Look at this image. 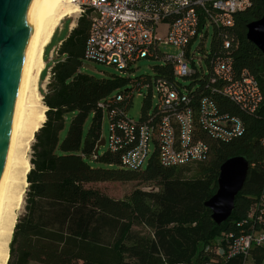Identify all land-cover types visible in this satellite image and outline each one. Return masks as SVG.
<instances>
[{
  "label": "trees",
  "instance_id": "1",
  "mask_svg": "<svg viewBox=\"0 0 264 264\" xmlns=\"http://www.w3.org/2000/svg\"><path fill=\"white\" fill-rule=\"evenodd\" d=\"M250 1L249 8L235 14L232 27L213 29L207 57H231L236 75L249 71L264 93V55L246 37L247 26L264 16V0ZM89 30V18L81 17L60 46L63 59L51 69L47 92L42 91L45 122L34 136L24 213L7 264H246L248 258L264 264V246L254 247L248 258H221L206 250L246 230L237 225L264 198V101L256 114H248L213 95L221 113L242 119L245 133L229 143L202 135L211 146L206 163L165 168L154 155L145 169L128 170L120 154L108 150L100 155L97 147L107 120L99 104L122 93L129 79L81 72ZM225 36L235 39L230 49L223 45ZM189 89L196 101L211 94L198 77ZM150 107L144 100L143 116ZM236 156L249 161V174L231 217L218 226L205 203L218 190L221 166ZM111 182L155 184L158 190L137 189L115 200L92 187Z\"/></svg>",
  "mask_w": 264,
  "mask_h": 264
},
{
  "label": "built area",
  "instance_id": "2",
  "mask_svg": "<svg viewBox=\"0 0 264 264\" xmlns=\"http://www.w3.org/2000/svg\"><path fill=\"white\" fill-rule=\"evenodd\" d=\"M251 6L250 0H80L79 18L90 20L84 60L113 67L129 79V89L99 104L106 113L109 152L121 155V165L145 169L157 155L165 168L206 163L211 146L202 138L229 143L245 133L239 117L221 113L213 95H220L248 114H256L264 93L256 77L245 70L238 77L231 57H207V71L190 67V49L210 29L234 25L235 14ZM204 20V23L202 21ZM201 36V37H202ZM235 39L223 38L230 49ZM174 47L176 56L161 47ZM145 59L163 61L154 76L131 77L133 66ZM171 70L170 74L164 71ZM163 72V74L161 73ZM157 73H160L157 74ZM205 79L210 95L196 101L179 79ZM190 83V84H191ZM151 102L146 116L135 121L129 110L135 95ZM158 103L153 108V100ZM264 145V139H263ZM246 230L206 248L221 258H248L254 247L264 246V198L247 219L237 225Z\"/></svg>",
  "mask_w": 264,
  "mask_h": 264
},
{
  "label": "bare ground",
  "instance_id": "3",
  "mask_svg": "<svg viewBox=\"0 0 264 264\" xmlns=\"http://www.w3.org/2000/svg\"><path fill=\"white\" fill-rule=\"evenodd\" d=\"M79 13V0H42L25 67L20 79L9 132V145L0 179V264H7L17 212L23 205L30 163L28 152L45 122L40 93L45 49L67 18Z\"/></svg>",
  "mask_w": 264,
  "mask_h": 264
},
{
  "label": "water",
  "instance_id": "4",
  "mask_svg": "<svg viewBox=\"0 0 264 264\" xmlns=\"http://www.w3.org/2000/svg\"><path fill=\"white\" fill-rule=\"evenodd\" d=\"M41 1L0 0V179L9 145L18 87ZM246 37L264 55V16L247 26ZM105 144L106 140L102 138L97 153ZM249 169V161L243 156L232 157L221 166L218 190L205 203L218 226H222L231 217Z\"/></svg>",
  "mask_w": 264,
  "mask_h": 264
},
{
  "label": "rangeland",
  "instance_id": "5",
  "mask_svg": "<svg viewBox=\"0 0 264 264\" xmlns=\"http://www.w3.org/2000/svg\"><path fill=\"white\" fill-rule=\"evenodd\" d=\"M80 2V0H79ZM79 14H75L72 17L67 18L65 21H63L61 23V26L56 30L57 31V35L54 38V41L52 42V44L47 48V51L45 49V51L47 52L46 55V62L49 66H53L55 60H50V54H51V50H53L54 48H57L58 43L60 41L64 42L65 39L67 38V36H69L70 34V25H77V22L79 20ZM204 35H199L197 41L193 44L192 48L190 49V67L194 68V65L192 62H194L195 68L199 71H201V69H204L207 71V65H206V58L209 55L210 51H211V46H212V41H213V29L209 30V35H206V32L203 33ZM202 36V37H201ZM161 51L164 54H168L171 56H176L178 55L180 52L174 48V47H166L163 46L161 47ZM45 60V59H44ZM164 62L163 61H158V60H152V59H145L142 60L138 63H136L133 68L134 71L132 73H130L131 77H136V76H154L156 74L155 69L157 67L163 66ZM45 68H46V63H45ZM44 68V69H45ZM49 75L51 73V69H49ZM82 73L91 75V76H95L97 78H110L112 76H122V74L117 71L115 68L113 67H106L104 65L101 64H97L95 62H90L87 60H84L83 62V67L81 69ZM126 77V76H125ZM180 84H182L185 87L190 86L191 80L190 79H179L178 80ZM49 84V80H46V78L43 80L41 78L40 81V93L42 96V104H44V97L42 94V91L47 92V85ZM130 87L129 85L125 86L124 88H122L121 92H125L126 90H128ZM144 96H140V95H135L133 101H132V106L129 110V116L134 119L135 121H140L143 113H142V107L144 104ZM158 103L157 98H155L153 100L152 103V107L154 108ZM44 106V105H43ZM45 107V106H44ZM47 109L43 110L42 113L45 114ZM91 120V119H90ZM90 122V121H89ZM89 126V124H88ZM102 134L104 138H108L109 135V125H108V121L105 120L103 123V130H102ZM35 143V141L33 142V144ZM28 152L27 155V159L29 160V163L31 161L32 158V146ZM108 152V148L107 146L105 147H101L99 154L102 155L104 153ZM30 170H31V166H30ZM92 187L99 189L101 192H103L104 194H106L107 196L115 199V200H125L126 198H128L132 192H134L137 189H142L145 191H157L158 187L155 184H148V183H141V182H130V183H120V182H111V183H103V184H97V185H93ZM28 190V187L25 189V194H24V198H23V205L21 207V209L17 212L16 218H15V226L18 223L19 218L23 215L24 213V207H25V198H26V192ZM138 230H140V228H136ZM15 231V229H14ZM14 234V233H13ZM13 238V236H12ZM12 241V240H11ZM11 244V243H10ZM10 251V250H9ZM9 259V258H8ZM246 264H251V259L248 258L247 263Z\"/></svg>",
  "mask_w": 264,
  "mask_h": 264
},
{
  "label": "crops",
  "instance_id": "6",
  "mask_svg": "<svg viewBox=\"0 0 264 264\" xmlns=\"http://www.w3.org/2000/svg\"><path fill=\"white\" fill-rule=\"evenodd\" d=\"M76 26H77V25H73V26L70 25V31L72 32V30H73ZM71 32H70V33H71ZM56 35H57V31L55 32V34H54V36H53V38H52V40H51L49 46H50L51 43L54 41V38L56 37ZM67 38H68V36H67ZM67 38H66V39H67ZM66 39H65V40H66ZM62 41H63V40H62ZM62 41H60V42L58 43L57 48H54L53 50H51L50 60H55V59H56V61L54 62V65H55L59 60L63 59L62 57L60 58L59 55H58L59 48H60V46H61L62 43H63ZM49 46H48V47H49ZM46 51H47V48H46ZM46 55H47V52H46V54L44 55L45 59H46ZM45 63H46V67L49 66V65L47 64L46 60H45ZM54 65H53V66H49V67H50L49 69H52V68L54 67ZM49 69H48V70H49ZM49 72H50V71H49ZM46 80H50V75H49V74H48Z\"/></svg>",
  "mask_w": 264,
  "mask_h": 264
}]
</instances>
